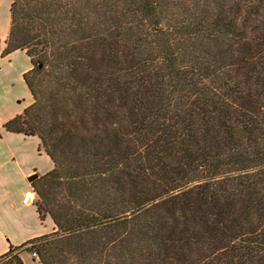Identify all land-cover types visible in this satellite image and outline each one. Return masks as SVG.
<instances>
[{
    "label": "trees",
    "instance_id": "obj_1",
    "mask_svg": "<svg viewBox=\"0 0 264 264\" xmlns=\"http://www.w3.org/2000/svg\"><path fill=\"white\" fill-rule=\"evenodd\" d=\"M6 44L57 227L0 264H264V0H14Z\"/></svg>",
    "mask_w": 264,
    "mask_h": 264
},
{
    "label": "crops",
    "instance_id": "obj_2",
    "mask_svg": "<svg viewBox=\"0 0 264 264\" xmlns=\"http://www.w3.org/2000/svg\"><path fill=\"white\" fill-rule=\"evenodd\" d=\"M13 1L0 0V257L11 248L54 233L57 227L50 216H40L36 203H22L25 192L33 188L31 178L50 173L53 161L41 148L39 138L5 128L34 102L24 80L33 67L30 58L22 50L3 55L11 30ZM25 255L21 257L28 264Z\"/></svg>",
    "mask_w": 264,
    "mask_h": 264
},
{
    "label": "built area",
    "instance_id": "obj_3",
    "mask_svg": "<svg viewBox=\"0 0 264 264\" xmlns=\"http://www.w3.org/2000/svg\"><path fill=\"white\" fill-rule=\"evenodd\" d=\"M37 193L34 188H31L27 192H25L22 203L25 206L33 205L37 202ZM34 258H38L37 254L34 252L32 254Z\"/></svg>",
    "mask_w": 264,
    "mask_h": 264
},
{
    "label": "rangeland",
    "instance_id": "obj_4",
    "mask_svg": "<svg viewBox=\"0 0 264 264\" xmlns=\"http://www.w3.org/2000/svg\"><path fill=\"white\" fill-rule=\"evenodd\" d=\"M24 253L27 254V255L24 256V258L27 259L28 264H38V262L34 261V260L32 259L31 256H28V254L32 255L33 253H28V252H24ZM24 253H23V254H24ZM35 253H36V252H35ZM23 254H21L20 251H16V252H13V253L11 254V257H14L15 255L22 256ZM36 254H37V253H36ZM37 256H38V254H37ZM38 258H39V256H38ZM38 258H35V259H38ZM38 261H39V259H38Z\"/></svg>",
    "mask_w": 264,
    "mask_h": 264
},
{
    "label": "water",
    "instance_id": "obj_5",
    "mask_svg": "<svg viewBox=\"0 0 264 264\" xmlns=\"http://www.w3.org/2000/svg\"><path fill=\"white\" fill-rule=\"evenodd\" d=\"M36 179H38V175H34V176L31 178V182H34Z\"/></svg>",
    "mask_w": 264,
    "mask_h": 264
}]
</instances>
